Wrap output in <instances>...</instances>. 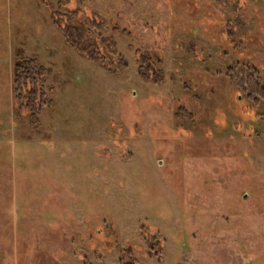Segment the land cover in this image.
I'll list each match as a JSON object with an SVG mask.
<instances>
[{
	"label": "rangeland",
	"instance_id": "374dc122",
	"mask_svg": "<svg viewBox=\"0 0 264 264\" xmlns=\"http://www.w3.org/2000/svg\"><path fill=\"white\" fill-rule=\"evenodd\" d=\"M255 82L264 0H0V264H264Z\"/></svg>",
	"mask_w": 264,
	"mask_h": 264
},
{
	"label": "trees",
	"instance_id": "16d2710c",
	"mask_svg": "<svg viewBox=\"0 0 264 264\" xmlns=\"http://www.w3.org/2000/svg\"><path fill=\"white\" fill-rule=\"evenodd\" d=\"M77 27L73 29H68L66 31V39L72 46H76L81 39L82 32H76ZM231 33V32H230ZM77 47V46H76ZM93 57L92 52H88ZM45 71V67L40 65L35 58L29 57H18L16 58L13 66V79H12V90L14 92L15 98L22 101L23 107H25L29 112L30 124L34 128L40 127L39 116L43 111L45 93L41 90L39 76ZM139 72L143 75L145 80L151 79L148 76L147 70L143 67H139ZM156 74V73H155ZM157 78L159 76H155ZM161 76V75H160ZM253 92L259 93L264 97V88L259 87L258 83H252ZM176 117L178 118H191L192 115L182 107L178 108L176 112ZM123 255L130 257V262L128 264H135L134 257H131V252L129 249L122 251Z\"/></svg>",
	"mask_w": 264,
	"mask_h": 264
}]
</instances>
